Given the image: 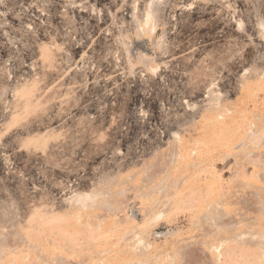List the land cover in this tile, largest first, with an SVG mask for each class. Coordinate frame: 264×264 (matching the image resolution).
I'll return each instance as SVG.
<instances>
[{
  "label": "rangeland",
  "instance_id": "obj_1",
  "mask_svg": "<svg viewBox=\"0 0 264 264\" xmlns=\"http://www.w3.org/2000/svg\"><path fill=\"white\" fill-rule=\"evenodd\" d=\"M0 264H264V0H0Z\"/></svg>",
  "mask_w": 264,
  "mask_h": 264
}]
</instances>
